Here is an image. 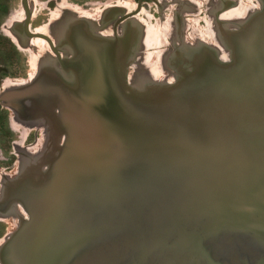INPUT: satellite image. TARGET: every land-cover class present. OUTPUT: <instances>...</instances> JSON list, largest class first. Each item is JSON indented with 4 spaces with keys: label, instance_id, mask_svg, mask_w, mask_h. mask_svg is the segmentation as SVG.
Listing matches in <instances>:
<instances>
[{
    "label": "water",
    "instance_id": "1",
    "mask_svg": "<svg viewBox=\"0 0 264 264\" xmlns=\"http://www.w3.org/2000/svg\"><path fill=\"white\" fill-rule=\"evenodd\" d=\"M261 3L225 36L230 64L197 53L147 96L89 28L64 35L68 58L33 36L58 67L6 96L30 101L31 116L52 110L64 142L44 174L7 186L4 210L18 203L28 218L2 264H264Z\"/></svg>",
    "mask_w": 264,
    "mask_h": 264
},
{
    "label": "rangeland",
    "instance_id": "2",
    "mask_svg": "<svg viewBox=\"0 0 264 264\" xmlns=\"http://www.w3.org/2000/svg\"><path fill=\"white\" fill-rule=\"evenodd\" d=\"M5 1L7 6V16L2 22L3 25L0 29V33L6 36L11 41V44L13 45L17 53L12 52V48L10 46H2L1 48L2 50H4L2 52H5V54L4 57L2 56L3 58L0 56V94L11 92L12 90H17L20 88L24 89L33 84L42 72V70L46 67V65L50 64V55L55 56V54L51 50H48L46 48V43L43 40L22 38L16 32L15 25H17L19 23V20L21 19L19 0ZM99 1L105 2L106 0ZM224 1H227L229 2V4H232V8L226 12L223 18L230 20L229 22L231 23H229L230 25L228 27L233 30L238 29L239 24L241 23L237 21L239 17H233V13L241 15L244 14L242 17L246 16V20L250 18L255 12L260 11L262 8L261 0H177L176 6H184H181L180 10L177 11V13L178 15H180L181 13L185 14L183 22L185 24V28H189L188 30L191 31L193 28L202 30L206 28L207 32L203 37L204 42L211 45H216V36L220 25L215 19V14L219 10H223ZM69 6H71L70 3L62 1L51 4L50 7V3L47 0H42L37 2L36 8L38 10L36 9V15L39 14L38 12L41 11V8L48 7L51 8L53 11L55 10V12L57 11L59 13H62L67 10V7L70 8ZM183 8L187 12H183ZM168 12L169 11H167V13ZM69 13L72 12H68V14ZM186 13L189 14L187 15ZM78 14L79 13H72L71 18L68 17L70 15H67V17L62 18L61 20L65 22L77 21L78 19H80V15ZM158 18L160 17H156V19H151L148 25V29H150L151 31L153 30V33L156 36L153 35L151 31L149 32L148 38L145 41L146 43H148V45H144V48L140 52L138 50V61L136 62V64H132L134 59L132 60V67L129 68V71L131 73V76L137 71H139L138 74H140V69L144 68L143 66H146L148 63L152 62V60L150 59L151 56L153 57V61L156 62L154 67H152L154 69L153 73L156 74V65H158L160 71L162 64L164 70L162 68L161 71H165L167 74H172V80H170V83L164 85L168 86L175 84L177 82V77L174 75L175 72L170 71L172 65L169 64V58L167 54L163 51H160L161 49L159 48L166 42L165 46L163 47V50H167V52L169 49L171 50V52L174 50L175 47L168 37H175L176 28L174 26L173 21L169 20L164 24H160ZM157 21L158 23H156ZM61 25L62 22H54L51 27L54 29V31H56ZM223 31H225V29H223ZM197 44V42H191L190 45L192 47L188 45L185 46L194 49ZM16 45L19 46L20 49H17ZM198 49L199 48L196 47L194 52L198 51ZM228 53L230 54V52ZM137 57L135 56L134 58H136L137 60ZM143 57H148V63L142 61ZM10 62H12L13 66L18 69L19 75L16 77L2 78L1 74L8 76V70H10L11 68L9 66ZM170 63H172L171 60ZM184 68L185 66H183V68L181 69H178V71L183 72ZM173 79H175L174 82ZM28 103L30 104V106L32 105L30 101H28ZM0 112H3L4 114L2 117L3 122L1 123L0 121L1 247L15 233L16 229L19 227L21 217H27L22 207L18 206V203L12 204L14 205L13 207L17 205V208L15 207L16 209H13L10 213H7L8 211L4 210L3 206L5 205V201L7 199L6 188L9 184H16L17 182L22 180L27 175L28 169H33V167L35 169L46 168V166L43 167L38 163L49 151V134L47 132L49 124L44 119L37 120L38 117L33 115L31 116V119H25L19 114L17 110L5 106L2 107V110H0Z\"/></svg>",
    "mask_w": 264,
    "mask_h": 264
},
{
    "label": "flooded vegetation",
    "instance_id": "3",
    "mask_svg": "<svg viewBox=\"0 0 264 264\" xmlns=\"http://www.w3.org/2000/svg\"><path fill=\"white\" fill-rule=\"evenodd\" d=\"M39 1L42 0H19L21 19L19 20V23L15 25V30L22 38L43 40L46 43V48L48 50H51L50 45L46 40L41 38H35L33 36L43 35L45 37H48L53 42L54 46L59 49L61 56L63 58H67L71 56V52L73 50L70 48V45L67 43V40L64 39V35L67 32L68 35H70L72 31H74L73 27L79 28V30L80 28H89L91 32L97 35L99 38L107 39L114 43L117 49L121 53H124V55H126L124 63H122L121 65L123 67L121 73L123 79L130 86L131 84L136 83L137 80L140 81L139 83L148 81L149 83L153 82L155 84L157 83L161 85L170 83V80H172L171 73L167 74L165 71H159L161 75L160 77L153 73L152 67H154L156 63L153 61V57L151 63H148V57H143L142 59V61L148 63L144 68L140 69V74H144V76L138 77L140 76V74H138L139 71L135 72L131 76V73L129 71V68L132 67V64H136V58L134 57H137L139 55V52L144 48V45H148V43H146L145 41L148 38L149 32L151 31L150 29H148L149 21L151 19H156V17H160L158 18L160 24H164L169 20L173 21L174 23V26L176 28L175 37H168L175 47L174 50L172 52L170 49L168 50V52L167 50H163V47L165 46L166 42L161 45L159 49H161L160 51H163L167 54L169 58V64L172 65L170 71L175 72L174 75L177 77V80L181 73L178 71V69L183 68V66H185V68L188 66V60L186 55L188 50H191L193 53L197 47L199 48L197 53L210 54V51L215 52L214 49L218 48L221 50V52L228 53L229 50L221 43L222 41L225 42V36H227L230 32L234 31L233 29H230L228 27L230 25L229 23H231L229 22L230 20L223 18L226 12L232 8V4H229V2L227 1L223 2V10H219L215 14V19L220 25L216 36V45H211L204 42L203 37L207 32L206 28L202 30L193 28L191 31L188 30L189 28H185V24L183 22L185 14L181 13L180 15H178L177 13V11L180 10L181 6H184H176L177 0H106L105 2H101L99 0H47L50 3V7L51 4L62 1L70 3L71 6H69L70 8L67 7V10L62 13H59L57 11L55 12V10L53 11L51 8L48 7L41 8V11L38 12L39 14L36 15L37 2ZM167 11L169 12L167 13ZM182 11L187 12L184 8L182 9ZM68 12H72L73 14L79 13L78 15H80V19H78L77 21L70 22L62 21L61 19L67 17V15H70L68 17L71 18L72 13L68 14ZM186 14L188 15L189 13ZM6 16V1L0 0V29L3 25L2 22ZM158 21L156 23H158ZM54 22H62V25L56 31H54V29L51 27ZM48 27H50V30L52 29V32L47 31ZM223 29H225L226 34ZM223 34L225 35L223 36ZM191 42L198 43L197 46L194 47V49L185 46H191ZM2 46H10L12 48L11 51L16 52L13 45L11 44V41L6 36L0 33V56L4 57L5 52H2L4 51L1 49ZM16 48L20 49L19 46H17ZM127 54L129 55L128 65L126 62ZM215 55L217 54L215 53ZM225 55L226 59L224 60V64H227L230 61V54ZM50 57V59L54 58L53 55H50ZM138 58L139 57H137V61ZM133 59L134 61L132 63ZM170 60L172 63H170ZM125 64L127 67H125ZM9 66L11 68L10 70H8V76L1 74L2 78L16 77L19 75L18 69L13 66L12 62L9 63ZM161 66L162 67L160 70H162V68L164 70L162 64ZM47 70H50V68H48ZM174 81L175 79H173V82ZM7 93L0 94V110H2V107L5 106L17 110L23 118L31 119L32 117L30 118V110H32L33 105L30 106L28 101L18 102L17 100L11 97H7ZM3 97H5L6 99L1 100V98ZM3 115V112H0L1 123L3 122ZM6 205H4L3 207L6 208ZM0 264H2L1 258Z\"/></svg>",
    "mask_w": 264,
    "mask_h": 264
},
{
    "label": "bare ground",
    "instance_id": "4",
    "mask_svg": "<svg viewBox=\"0 0 264 264\" xmlns=\"http://www.w3.org/2000/svg\"><path fill=\"white\" fill-rule=\"evenodd\" d=\"M244 14H237V13H233V17H239L237 21L239 22H242L243 20H245L246 16L242 17ZM232 17V16H231ZM242 17V18H241ZM47 31H51L52 32V29L50 30V27L47 28ZM225 32V31H224ZM151 33L153 35H155L153 33V30L151 31ZM226 34V32H225ZM223 34V36L225 35ZM156 36V35H155ZM222 36V38H223ZM150 38V36H149ZM222 44L229 50L228 52H230V55L229 53H225V52H221L220 49L218 48H215V52L213 51V55L215 57L216 60H218L220 63L224 64V60L226 59L225 58V54H228L229 55V58H230V61L225 64V65H228L231 63V51L230 49L228 48V46H226L223 41H222ZM197 52H193L191 50H188L187 51V60H188V63L187 65H189L190 68H192V65H193V62L195 60V58L197 57ZM215 53L217 55H215ZM54 58L51 59V62L49 65H46V67L42 70L41 73L43 72H46V71H51V70H56L57 67H58V63H57V60L55 58V56H53ZM68 58V57H67ZM150 59L152 60V57L150 56ZM136 60V59H135ZM137 62V60H136ZM135 62V63H136ZM159 62V61H158ZM145 67V66H143ZM162 67V66H161ZM48 68H50V70H47ZM154 71V69H153ZM161 71V70H160ZM155 72H156V75L158 76H161L160 73H159V67L158 65H156L155 67ZM40 73V74H41ZM155 74V73H154ZM144 76V74H140V76L138 77H142ZM143 80V79H142ZM140 81L137 80L136 83H133L130 85H128L132 90H133V93L138 96V95H151L155 92V90H157V88H161L163 87L164 85H161V84H155V83H149L148 81H144V82H141L139 83ZM139 83V84H138ZM174 85V84H173ZM154 91V92H153ZM153 92V93H152ZM37 120H40V119H44L45 121L48 122L49 124V127H48V134H49V151L45 154V156L41 159V161L38 163L40 165H42L43 167L46 166V168H43L41 172H43V174L46 172V170L48 169V165L49 163L53 160V158H55V156L58 154L61 146L63 145V142H64V135L60 132V130L58 129L57 125H56V121H55V115L53 116V111L50 110L49 113H45V114H41L39 116H37ZM39 122V121H38ZM40 123V122H39ZM46 124V123H45ZM42 143V142H41ZM47 150V149H46ZM43 152V151H42ZM45 152V151H44ZM43 154V153H42ZM39 156V155H38ZM36 157V156H35ZM42 157V156H41ZM38 161V160H37ZM14 205L11 206V208L8 210L7 213H10L13 209H16L17 208V205L15 207H13ZM18 206H21L20 204H18ZM22 207V206H21ZM23 209V207H22ZM24 211V209H23ZM25 212V211H24ZM26 216H27V213L25 212ZM28 217L26 218H23L21 217V221H20V224L22 223V221H24L25 219H27ZM19 224V226H20Z\"/></svg>",
    "mask_w": 264,
    "mask_h": 264
}]
</instances>
